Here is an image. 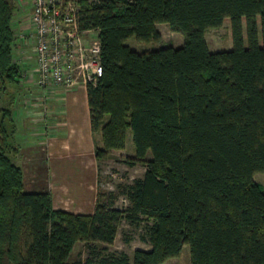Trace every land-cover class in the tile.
<instances>
[{
    "label": "trees",
    "instance_id": "trees-1",
    "mask_svg": "<svg viewBox=\"0 0 264 264\" xmlns=\"http://www.w3.org/2000/svg\"><path fill=\"white\" fill-rule=\"evenodd\" d=\"M79 2L81 28L98 30L101 45L102 75L87 86L95 156L124 149L130 129L135 155L125 160L145 171L118 185L125 207L98 189L91 214L25 190L15 95H4L23 71L16 8L0 0V264H95L92 243L113 244L123 221L144 222L150 248L99 264H162L186 243L191 264H264V187L253 179L264 171V0ZM226 18L232 47L212 51L206 32ZM161 22L183 35L181 46L139 52L126 43L161 41ZM78 242L89 255L71 261Z\"/></svg>",
    "mask_w": 264,
    "mask_h": 264
},
{
    "label": "crops",
    "instance_id": "crops-1",
    "mask_svg": "<svg viewBox=\"0 0 264 264\" xmlns=\"http://www.w3.org/2000/svg\"><path fill=\"white\" fill-rule=\"evenodd\" d=\"M11 1L16 8L14 26L21 29L27 25L26 16L30 15L31 7L29 3L21 5L18 0ZM223 26H226L230 36V44L224 48L217 47L215 42L212 44L208 38L210 30L217 31ZM156 27L164 42H167V36L179 33L171 31L164 22L157 23ZM221 27L206 32V40L212 51L232 47L230 19L226 18ZM183 42L184 37L177 46L174 42L166 45L178 47ZM27 64L31 66L30 61ZM25 81L28 82L26 87L34 86L31 78ZM39 89L45 96L42 107L32 105L30 100L16 98L12 112L16 124L14 141L20 147L14 159L24 171L25 190L50 191L55 209L91 214L98 191L99 160L95 156V135L91 127L87 88ZM30 115L36 116V120L32 121ZM27 121L28 129L25 132L22 126Z\"/></svg>",
    "mask_w": 264,
    "mask_h": 264
},
{
    "label": "built area",
    "instance_id": "built-area-1",
    "mask_svg": "<svg viewBox=\"0 0 264 264\" xmlns=\"http://www.w3.org/2000/svg\"><path fill=\"white\" fill-rule=\"evenodd\" d=\"M18 2L31 7L30 23L16 33L22 79L42 89L95 85L103 72L101 45L98 30L80 26L79 0Z\"/></svg>",
    "mask_w": 264,
    "mask_h": 264
},
{
    "label": "rangeland",
    "instance_id": "rangeland-1",
    "mask_svg": "<svg viewBox=\"0 0 264 264\" xmlns=\"http://www.w3.org/2000/svg\"><path fill=\"white\" fill-rule=\"evenodd\" d=\"M26 24L30 23L29 16H26ZM15 32L17 33L20 29L17 26H14ZM172 31V30H171ZM172 33V32H171ZM178 33V32H177ZM182 34L173 33L171 36H167V42L164 41H138L135 37H130L126 43L133 49L138 50L139 52L144 50H152L154 48H159L163 45L170 44L168 42H174V44H179L182 39ZM209 40H211L212 44L217 45V47H227L230 44V36L227 31L226 26L219 28L217 31L210 30L208 34ZM16 58L18 56L16 54ZM16 59L17 63L18 60ZM23 69V68H22ZM28 82L24 81L22 78L17 81H13L12 83L7 84V91L4 94L5 98L8 99L11 97V94L15 95V99L18 100H30L32 105H37L38 107H42L44 105L45 96L43 92L40 91L39 87L34 83V86L26 87ZM30 95V97H29ZM28 96V97H27ZM5 100V99H4ZM0 99V109L4 105L5 101ZM49 100L47 96V101ZM43 116V115H42ZM32 117V121L36 120V116ZM1 119V114H0ZM35 119V120H34ZM30 121V119L28 120ZM28 121L26 124H23V130L28 129ZM25 128V129H24ZM27 128V129H26ZM36 128V127H35ZM37 129L35 130V136H37ZM99 135V134H98ZM99 137V136H98ZM15 145L16 142L14 138L12 139ZM134 153V145L132 141V133L131 130H128L127 133V143L126 147L122 150H111L108 157L99 161V177H98V189L102 192H112L117 195L116 198V206L117 207H125L128 204V200L120 192L118 187L119 184H126L132 182L135 178L141 177L145 171V165L142 163H136L135 165H129L126 162L125 158L133 157ZM151 154L147 153L146 158H150ZM253 179L256 182H259L264 187V171L257 172L254 174ZM145 237V238H144ZM95 244L97 249L94 250L97 255L95 256V264L98 263V259L103 255L108 253H120L125 252L132 259L133 252L135 249H149L150 244L147 241L146 230L144 227V222L140 226H134L129 224L126 221H123L119 232L113 242V244L107 245L104 243H92ZM89 255V248L83 243L78 242L75 245V248L71 254L70 260L73 261L77 258H85ZM162 264H191V255H190V246L189 244H184L183 248L178 256L171 257L167 259Z\"/></svg>",
    "mask_w": 264,
    "mask_h": 264
}]
</instances>
